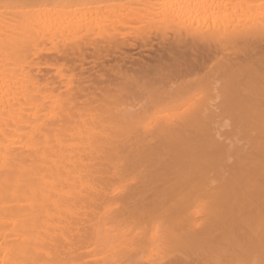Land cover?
Returning a JSON list of instances; mask_svg holds the SVG:
<instances>
[{
    "label": "bare ground",
    "instance_id": "obj_1",
    "mask_svg": "<svg viewBox=\"0 0 264 264\" xmlns=\"http://www.w3.org/2000/svg\"><path fill=\"white\" fill-rule=\"evenodd\" d=\"M0 264H264V0H0Z\"/></svg>",
    "mask_w": 264,
    "mask_h": 264
}]
</instances>
